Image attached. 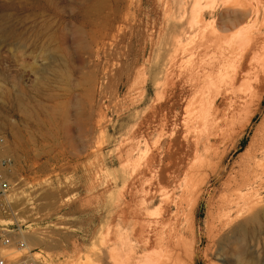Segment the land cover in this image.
Masks as SVG:
<instances>
[{
  "label": "rangeland",
  "instance_id": "obj_1",
  "mask_svg": "<svg viewBox=\"0 0 264 264\" xmlns=\"http://www.w3.org/2000/svg\"><path fill=\"white\" fill-rule=\"evenodd\" d=\"M193 1L186 0L182 17L181 0H0V137L4 139L1 155L13 162L5 175L9 192L0 200V228L18 233L12 236V244L22 238L37 264H135L140 252L127 249H136L138 243L122 221L121 211L127 195L126 180L138 163L139 167L143 164L146 152L153 153L155 164L141 182L150 179L155 171L161 173V179L155 180L170 195L169 200H174L175 206L170 204V210L174 213L180 203L176 209L179 211L174 213V218L178 213L174 224L179 230L175 237L178 240L174 241L179 244L177 251L184 264H264V173L263 184L255 187L262 199L255 205L254 221L248 222V214L242 213L243 216H231V221L236 219L227 223L220 208L227 205L221 204L222 200L236 199V191L225 186V179L248 164L250 158L245 150L264 114L263 96L259 112L249 125L241 130L236 125L250 94L264 91L260 68L247 66L242 74H237L233 81L235 90L228 85L235 73L233 68L228 67V73L223 72L218 79L215 76V83L211 89H204L202 97L213 101L208 106L218 112L209 110L212 125L194 127H198L201 136L199 150L194 152V134L185 142L182 131L175 137L174 145L172 85L179 64L189 58L187 52L183 54V46L189 47L197 39L198 30H191L188 24V9ZM234 1L242 0L230 3ZM215 2L216 18L227 19L236 11V7L224 8L220 0ZM242 4L256 15L233 31L245 28L243 32L250 36L264 37V0H243ZM207 13L204 11L209 19ZM246 26L257 29L248 31ZM252 90L257 92L251 93ZM232 116L236 117V124L228 126L230 136L216 142L215 150H220H212L206 157L208 161L202 150L204 133L209 137L216 135L226 128L224 123ZM147 137L151 140L146 141ZM137 155L140 159L135 160ZM218 157L223 158L221 176L213 175L209 169L219 161ZM191 172L193 176H189ZM186 175L193 180L188 189L184 188V182L190 179ZM184 189L185 198L180 194ZM139 198L137 194L136 200ZM238 201L242 204V200ZM159 203L157 196L145 210L152 211L148 213L150 219L155 217ZM24 234L39 235L41 240L30 245ZM181 239L183 243H194L192 261L186 259Z\"/></svg>",
  "mask_w": 264,
  "mask_h": 264
},
{
  "label": "bare ground",
  "instance_id": "obj_2",
  "mask_svg": "<svg viewBox=\"0 0 264 264\" xmlns=\"http://www.w3.org/2000/svg\"><path fill=\"white\" fill-rule=\"evenodd\" d=\"M215 1L216 0H194L193 3L191 4L190 9H188L189 10V22H188V24H189L191 30H194L195 28H196V30H198L196 33L197 39L194 40L193 44L191 41V44L189 47L183 46V50H182L183 54H184V52H185V54L187 52L189 58L187 61H185V63L179 64L180 70H179V73L177 75H174V85H172V86H174V125H173L174 126V130H173L174 145L177 141V139H175V137L180 133V131H182L181 132L182 133L181 139L185 142L189 141L192 134H194V136H195V139H194L195 151L194 152H197V150H199L197 144L199 143L200 138H201L200 133L198 131L199 130L198 127H197V129H195L194 127L196 125L198 126V125H202V124H205L207 126L212 125L211 119L209 118L210 117L209 110L210 109L213 110L215 108L209 107L208 102H210L211 100L209 99L210 101H205L206 99L204 100V98L202 96L204 93V89L206 90V88H208V87L211 89V86L215 83L214 77L215 76H216V78L219 76L221 77L222 74L227 72L226 70L228 67L231 69L233 68L234 70L232 69V71H234L235 73L233 74L231 80L229 81V82H232L233 84L228 82V85L230 87L232 86L234 89V87L236 85H234L233 81L236 79V75L237 74L239 75L240 73L242 74V72L245 70V68L247 66L255 65L258 68H260V70H258V71L261 73V75L264 78V37H263V35L261 37L260 36H253V35L250 36V34L248 32L247 33L243 32L245 30V28L243 29V31H239L237 33L235 31H233L235 28H236V31L239 30V25L241 23H243L244 21H246L247 18L251 19L254 15H256V12H254L251 9H247L248 7H245L246 5L242 4L243 0L241 1L242 3L239 1H234L232 4L230 3L231 0H220V4L224 8L229 7V6L230 7H236V11L231 13V14H228L227 19L222 17V16L219 18H216L215 16H213L214 7H215V3H216ZM203 3H205L204 6H202ZM247 5H248V3H247ZM185 6H186V0H181L179 10H180L181 15H183L182 17H184V15L186 13ZM204 11H208L207 14H209V19L205 18L206 15L204 14ZM254 24H252V25L254 26ZM259 25H257L256 27L259 28ZM237 26H238V29H237ZM241 26L242 25H240V28H241ZM248 26H250V25L248 24ZM256 27H253L252 29H254ZM248 28L249 27H247L246 30H248ZM250 29L251 28H249L248 31H250ZM191 30H189V31H191ZM189 33L191 34V32H189ZM189 33H188V35H189ZM193 33H195V32H193ZM174 59L176 60V58H174ZM231 69H228V71H230ZM170 72L172 74V71H170ZM253 72H255V71H253ZM167 74L169 75V73H167ZM257 75H258V73L256 74V76ZM171 76H173V75H171ZM247 76L251 77L252 75L251 76L247 75ZM167 79H169V78H167ZM170 79H171V77H170ZM226 79H227V77H226ZM246 79H245V82L247 81ZM255 79L258 80V77H256ZM255 79H254V81H255ZM168 81L169 80L165 81L166 84L169 83ZM170 81L173 82L172 80H170ZM241 81H243V79ZM250 82H252V81L250 80ZM230 84H232V85H230ZM162 86H164V85H162ZM167 87L169 88L168 84L166 86V89H165V87H164V89L167 90ZM232 87H231V89H232ZM170 90H171V88H170ZM246 91L249 92V90H246ZM172 92H173V90H172ZM236 92H237V89H236ZM252 92H257V91L252 90L251 93ZM234 94H235V91H234ZM160 96H162L161 92H160ZM163 96H165V95L163 94ZM208 96H210V95H208ZM250 96H251V98H249V100H248L249 102L247 101L248 103L246 102L245 109L244 110L241 109L242 111H244L242 117L241 118L239 117L242 111L237 112V113H240L239 116H238V114L235 115V116H238L240 118V119H237L238 124H236V122H235L236 117L232 116L231 120H230V118H229V120L226 119L227 120L226 124L224 123V127H226V128L220 129L219 133H217L216 135L213 134L212 137H209V136H206L209 134L204 133L206 139H205V141L203 140L204 143L202 141L201 142L203 143L202 150H203V154L205 155V159H207L206 157H208L211 154L212 150H215V147H216L215 144L219 139H223L225 136H230V135H227V128L230 124L231 125L233 124L232 126H234L235 124L239 125L238 126L240 128L239 130L244 129V128H246L247 125H249L251 119L259 112L258 105L260 104V102L264 96V91H263V93H258V92L255 94L252 93V94H250ZM241 99H243V98H241ZM156 100L157 101L160 100L159 95H158ZM156 100H154V101L156 102ZM239 100H240V98H239ZM244 100H245V98H244ZM155 102H153V104ZM182 102L184 103L183 107H181ZM212 102L213 101H211V103ZM231 102H233V101H231ZM240 104H242V103H240ZM252 106H254V108H252ZM152 107H154V106L152 105ZM180 107L182 108L181 112H180ZM150 111H151V108H150ZM217 112L218 111L216 110L215 113H217ZM146 118L148 119V117H146ZM162 118H164V117H162ZM233 118H235V119L233 120ZM141 121H142V119H141ZM153 121H155V120H153ZM164 122L166 124L165 120H164ZM166 125H168V124H166ZM166 125H165V127H166ZM231 125H230V127H232ZM161 127L162 126H160V128ZM162 129H163V127H162ZM156 130H157V128H156ZM215 130L217 131V129H215ZM215 130H214V132H215ZM239 130H235V131H239ZM138 131H139V129H138ZM158 131H157V133H158ZM164 131L165 130H163L161 132L162 135H163ZM153 132H154V130H153ZM200 132H201V130H200ZM233 132L234 131L232 130L231 133H233ZM173 133H172V135H173ZM202 133H203V130H202ZM172 135H170V136H172ZM160 137H161V135H160ZM129 138H131V137H129ZM135 138H136L135 141H137L139 139V138L137 139L136 136H135ZM169 138H171V137H169ZM150 140H148V137H147L146 141H150ZM143 141H144V139H143ZM153 142L154 143L152 145H154V149H155V147H156L155 141H153ZM158 142L159 141H157V143ZM124 143L128 144V142H126V141ZM168 145H169V143H168ZM137 146H139V144ZM147 147H149V146H147ZM220 147H222V146H220ZM156 149L158 151V148H156ZM144 150H146V148ZM216 150H218V149H216ZM216 150H215V152H216ZM245 151H246V155H249V158H250V159L248 158L249 160L247 159L249 161V162H247L248 164L246 166L244 164L243 165L241 164L242 167L240 168L239 171L237 170L238 171L237 173H234V175L232 174V176H228L227 179H225V183H224L225 186L228 189H234L236 191L235 195H237L236 199H235V196L232 194L234 196L233 199H235V200L230 199L229 202H227V200H229V199H227V200L221 199L222 200L221 204L227 203V205H226V207H223V208L220 207L221 210H224V213L221 212L219 209L218 211H220L222 213L223 217L220 215L219 216L224 218L225 219L224 221L227 223H230L234 220L235 217L232 218L233 220L231 221V216L237 215V217H238V215H242V213L248 214V216H246V217H248L247 218L248 222H252L257 218V214L255 213L254 208H255L256 203L258 202V200H260L261 197L258 196L257 190H255V187L263 184V180H262L263 178L261 179V174L264 173V114L262 115V118L260 119V121L256 125V127L254 129L253 136H252V140L249 143L248 148ZM215 152H213V153L215 154ZM139 155H137L136 158H134V159L135 160L137 158L140 159V157H138ZM145 155H146V157L143 156L145 158V161L142 157L143 164L140 165V167L138 166L139 163L136 165V167L134 166L135 168H133L132 172L130 171L131 174L129 175V179L126 180L128 183L127 184L128 188H127L126 199L123 201V202H125V206L121 211V213L123 214L122 221L130 229L131 234L137 237V238L134 237L135 239L132 238L133 241L135 240V242L138 243V246L136 249L133 250V248L128 247L129 249H127V251L132 249V251L136 252V254L138 251L140 252L138 257H136L137 259L136 260L134 259L135 264H184L182 262L183 260L181 261V257H180L181 252L179 253V251H177V250H179L178 249L179 244H177V242L174 241L175 237L177 238V236H178L177 234L179 233V230H177V228L174 224V219L178 218L177 217L178 213H176L177 215L175 218H174V213L177 211L176 209L180 205V203H179V205H177V207H175L176 209H174L175 212L173 213L170 210V206H171L170 204L174 205V200L173 201L169 200L170 195H168L167 192H164L161 189L160 183L158 182V180L157 181L155 180V177H157V178L159 177V179H161L160 178L161 173L155 171L156 174L151 175L150 179L145 180L143 183L141 182L142 179L145 178V176L149 172L153 171L152 167L155 164V159H154L153 153H150L149 155H147V152H146ZM166 156H165V158H166ZM220 156H221V154H220ZM160 157H162V156H160ZM212 157H213V155H212ZM218 158H220V159L217 163H215L213 165V168L212 167L209 168L212 170V173L215 176H221L222 172L224 171V169L222 167L223 158H221V157H218ZM158 159H159V157H158ZM203 159H204V157H203ZM169 161L168 162L166 161V162L170 163ZM203 161H205V160H203ZM203 161H201L202 163L200 162L202 167H203ZM208 161H210V160H208ZM130 162H132V160L129 161V163ZM214 162L212 159V163H214ZM126 163H124V164H126ZM124 164H123V166H124ZM245 164H246V162H245ZM126 165H128V164H126ZM198 165H199V163H198ZM209 165H210V163H209ZM210 166H212V164ZM199 167H200V165L198 166V169H199ZM193 168H194V166H193ZM195 168H197V166ZM258 169H260V172L258 171L259 173H257ZM154 170H156V169H154ZM100 171H102V170L100 169ZM200 171H201V169H200ZM186 172H188V171H186ZM157 173H158V175H157ZM191 175L193 176L192 172H191V174H189V176H191ZM183 176H185V175H183ZM189 176L186 175V177H189ZM205 176H206V172H205ZM173 178H175V177H173ZM189 178L190 179L187 178L188 180L186 182H184V185H187L186 186L187 188L184 186H181L182 188L184 187L185 189H188V187L193 185L192 177H189ZM193 179H195V178H193ZM153 180L156 181L155 184H153ZM137 183H139L138 186H137ZM179 183H180V181H179ZM182 184H183V182H182ZM124 187H125V185H124ZM124 187H123V190L126 189ZM185 189L180 194L185 192ZM189 189H191V188H189ZM192 189H193V187H192ZM243 190H246L245 191L246 193L242 192ZM137 194L140 195V198L138 201L136 200ZM157 196L159 197V200H160V203H159L160 208L157 209V206H156V209L158 211H156V210L155 211L157 212V214H155L156 213L155 212L154 213L155 217L153 219H150V216L148 213H151L152 211H150V212L148 211V213H147L145 210H147V208L151 204L154 203ZM181 196L184 197V193ZM186 198H188V197H186ZM120 199H121V196H120ZM239 199L242 200V204L239 203V201H238ZM256 206H258V205H256ZM158 207H159V205H158ZM180 213L182 214V212H180ZM246 214H244V217ZM179 216H181V215H179ZM178 220H180V219H178ZM227 223H225V224H227ZM228 227L229 226H227V228ZM110 235H112V234H110ZM24 239L27 241L28 244L36 245L41 240V237L39 235H36V234H34V235L33 234L32 235L24 234ZM184 239H185V237H184ZM115 240H114V242H115ZM125 240H127V239L125 238ZM175 240H178V239H175ZM109 241H111V239ZM185 241H187V240H185ZM130 242L132 243V241H130ZM135 242H133V244ZM174 242H176V243H174ZM181 242L183 243L182 239H181ZM104 243H102V244H104ZM122 246L123 245H121L120 247H122ZM183 246H184L185 250L184 249H181V250H184V252H185L184 254L186 255V259L188 258L189 261H192L194 258V255H195L194 243L193 242L188 243V241H187V242L183 243ZM121 251H123V250L120 249L119 252H121ZM127 251H126V253H127ZM119 252H117L116 254H118ZM184 254H183V256H184ZM123 256H121V258ZM130 256H132V255H130ZM119 257H120V254H119ZM118 259H120V258H118ZM111 260H115V258L113 256H111ZM123 260H125V259L123 258ZM128 262L130 263V261H128ZM125 264H127V263L125 262Z\"/></svg>",
  "mask_w": 264,
  "mask_h": 264
},
{
  "label": "built area",
  "instance_id": "obj_3",
  "mask_svg": "<svg viewBox=\"0 0 264 264\" xmlns=\"http://www.w3.org/2000/svg\"><path fill=\"white\" fill-rule=\"evenodd\" d=\"M4 139L0 137V200L5 199L9 192V185L6 183L5 175L10 172L13 162L8 156H2L1 150ZM12 236L18 233L0 228V264H37L22 238H18L12 244Z\"/></svg>",
  "mask_w": 264,
  "mask_h": 264
}]
</instances>
